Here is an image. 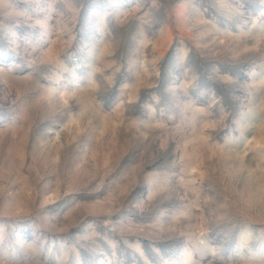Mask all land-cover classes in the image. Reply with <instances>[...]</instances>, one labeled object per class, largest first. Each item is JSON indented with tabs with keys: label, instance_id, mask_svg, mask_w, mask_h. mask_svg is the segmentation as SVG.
Here are the masks:
<instances>
[{
	"label": "rangeland",
	"instance_id": "obj_1",
	"mask_svg": "<svg viewBox=\"0 0 264 264\" xmlns=\"http://www.w3.org/2000/svg\"><path fill=\"white\" fill-rule=\"evenodd\" d=\"M0 264H264V0H0Z\"/></svg>",
	"mask_w": 264,
	"mask_h": 264
}]
</instances>
